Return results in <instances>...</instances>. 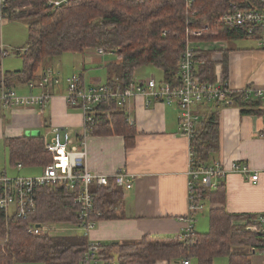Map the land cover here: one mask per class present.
<instances>
[{"label": "trees", "instance_id": "obj_1", "mask_svg": "<svg viewBox=\"0 0 264 264\" xmlns=\"http://www.w3.org/2000/svg\"><path fill=\"white\" fill-rule=\"evenodd\" d=\"M242 0H74L53 11L45 0H10V6L30 9L11 20L29 18L28 47L23 53V68L6 72L0 82L10 86L18 80H35L39 69L50 59L64 54H84L89 49H103L117 55L119 61L108 68L105 84L126 88L136 79V72L152 67L162 72L163 82L178 86L177 73L186 51L188 31L209 25L200 41L245 40V28L226 27L218 22L232 2ZM263 9L262 2L250 0ZM249 5L246 6V8ZM197 75L201 82L215 83L212 70L215 61L211 53L195 51ZM222 81H228V51L223 53ZM236 106L244 116L264 118V103L254 94L236 91ZM121 107L103 101L87 126L88 136H121L126 149L136 144L137 129ZM194 149L195 166L209 167L220 150V111L199 120L190 141ZM10 164L23 168H45L54 163L46 149L44 137L23 136L7 140ZM37 208L27 219L7 217L0 211V264H82L88 238L79 221L80 189L58 183L37 188ZM94 210L91 219L97 222L116 217L115 209L123 198V189L113 183L94 186ZM200 200L211 204L207 232H195L191 241L178 235H146L140 240L100 244L99 256L118 264H157L164 261L180 264H215L225 258L228 264H252V255L264 252V232L251 230L258 216L236 215L227 210V188L221 180L215 190L200 189ZM1 197V190H0ZM31 224H69L74 235L48 233L34 236L28 232ZM260 228V227H259ZM2 242V243H1Z\"/></svg>", "mask_w": 264, "mask_h": 264}, {"label": "crops", "instance_id": "obj_2", "mask_svg": "<svg viewBox=\"0 0 264 264\" xmlns=\"http://www.w3.org/2000/svg\"><path fill=\"white\" fill-rule=\"evenodd\" d=\"M239 41H212L201 43L197 50L211 53L215 66L212 70L214 84L222 81L223 53L228 51V86L235 91L246 88L264 89V51L257 43L250 41L246 46ZM91 60L98 62L108 57L98 55L95 49ZM86 53H84L85 55ZM89 54V53H88ZM83 55V54H82ZM106 61L105 75L92 78L86 66H82L80 75L86 86L102 85L107 82L109 66L119 61ZM7 60V59H6ZM198 67V65H197ZM61 70L55 59H48L39 69L35 80L40 79L48 69ZM8 64L6 72H17ZM141 79L155 78L148 72L139 73ZM66 76H70L69 73ZM136 76V79H139ZM106 78V80H105ZM156 79V78H155ZM159 83L163 82L157 80ZM10 87L19 95L37 94L27 83L18 80L11 82ZM55 98L46 108H6L0 106V147L7 155V140L27 136V133L38 131L44 139H50L53 131L70 129L76 145L85 144L86 165L91 173L113 175L124 170L134 177L132 189H123L122 201L115 209L116 217L97 222L89 234V240L99 244L123 243L137 241L146 235H178L185 228L182 218L188 214V170L190 167V139L179 132L181 111L177 104H165L152 101L147 106V98L137 96L120 110L127 113L135 122L137 129L136 144L126 149L125 139L121 136H88L83 141L84 117L78 106H69L63 98L65 85L49 90ZM215 110L220 111V150L211 159L210 164H220L223 168L236 162L248 165L253 172L260 173L258 183L248 182L239 173H228L224 183L227 188V210L236 215H264V118L251 115L244 116L240 108L224 103H204L194 107L199 119H204ZM9 154V152H8ZM14 170V169H12ZM12 177H32L31 175ZM42 174L43 169H40ZM4 173L9 176L7 168ZM20 173L23 175H20ZM35 176V177H36ZM11 177V176H10ZM206 209L211 204L204 202ZM206 211V210H205ZM196 216L195 231L201 223ZM206 231L209 226L201 223ZM159 263V262H158ZM169 264V263H159ZM181 264V263H180ZM252 264H264L262 256L252 255Z\"/></svg>", "mask_w": 264, "mask_h": 264}, {"label": "built area", "instance_id": "obj_3", "mask_svg": "<svg viewBox=\"0 0 264 264\" xmlns=\"http://www.w3.org/2000/svg\"><path fill=\"white\" fill-rule=\"evenodd\" d=\"M74 0H45L47 8L56 11L65 4ZM261 1L263 9L257 8L250 0L232 2L229 9L223 13L218 22L226 27L245 28L247 37L257 43L260 50L264 51V0ZM190 7L194 0H186ZM249 7L246 8V6ZM28 6H10V0H0V26L9 22L13 17L28 11ZM209 25L205 24L201 29L187 32L186 51L182 55L177 73L178 86L168 83H159L155 78L138 79L131 82L126 88L121 85L115 86L102 84L86 86L81 75L73 74L62 77L55 69H48L44 75L37 80L27 83L33 90H39L37 94L19 95L8 86L4 79L0 82V106L6 108H46L51 100L55 98L49 90H54L65 85L66 94L63 97L69 106H78L84 117L83 141L88 137L87 126L93 120L96 108L103 101H110L118 107H124L129 101L137 96L147 98L146 105L152 101L164 102L165 104H177L181 111L179 132L192 139L199 117L194 113V107L204 103H224L228 106H236L232 90L227 83L211 84L201 82L197 75L195 64V51L200 45V40L207 35ZM98 55H106L103 49L95 50ZM26 52V50H25ZM111 54V53H109ZM113 55V54H112ZM7 53L0 46V73L4 75L3 59ZM247 95L254 94L264 103V89H246ZM46 149L53 155L54 163L43 168L41 175L36 177H10L6 174L0 175V211L7 217L17 216L27 219L29 214L37 208V188L58 183L68 184L71 190L79 187L80 194L77 202L81 208L79 221L82 222V230L88 238V247L83 257L82 264H118L116 260L106 262L99 256V243L89 240V234L96 227L97 221L91 219L94 210V186H108L113 183L117 187L132 189L134 177L124 170L113 175V179L107 175L91 173L86 165L87 152L85 144L76 145L71 136L70 129L57 128L50 139H45ZM190 167L188 170V214L181 220L184 222V230L178 236L184 241H191L195 234L196 216L206 210V204L200 200V189L215 190L221 180H225L228 173H239L248 182L258 183L260 173L253 172L245 164L232 163L229 168H223L220 164L209 167L195 166V153L190 146ZM20 171L22 165H17ZM251 230L264 232V215L254 220ZM260 227V228H259ZM48 224H31L28 232L34 236H43L51 233ZM256 252L254 251V255ZM264 257V252L260 253ZM167 263V262H165ZM159 264V263H157ZM181 264H192L190 260H184Z\"/></svg>", "mask_w": 264, "mask_h": 264}, {"label": "rangeland", "instance_id": "obj_4", "mask_svg": "<svg viewBox=\"0 0 264 264\" xmlns=\"http://www.w3.org/2000/svg\"><path fill=\"white\" fill-rule=\"evenodd\" d=\"M31 22H32L31 19L24 18V19H17L13 21L10 20L9 22H6L2 26H0V46H2L3 50H5V52L7 53V57L3 59V63H2L3 70L4 69L6 70L8 68V64L12 66L13 68H19V70L23 68V55H24L23 53H25V50L28 47L29 25ZM250 41H253V40H250ZM250 41L246 40V41L238 42L237 45L243 47V46H246ZM201 43H205V42L200 41L199 44ZM90 50H93V49H89L85 51L86 53L85 55L84 54L83 55L82 54H64L62 56L57 57L55 60L57 61V64L61 68V70H63L64 72H67V74L69 73L70 76L73 74L80 75L79 74L80 71L83 70L81 69L82 66H86V70L89 71L90 76L92 78H96L97 75L98 76L105 75L106 73L103 72L106 69L105 62L109 60L114 61L116 56L106 53V56L108 57L107 59H104L98 62L97 61L93 62L91 60V58L93 57L92 55L94 54V57H98V56L97 55L95 56V53L90 52ZM145 72H148L149 74H153V76H155L157 80H161L163 77V74L161 71L155 68H152V67L141 68L140 70L136 72V76H142L139 73H145ZM60 74L62 75V77L66 79L67 74L63 75L61 72ZM144 76L145 75H143L142 77H138V78L141 79ZM29 108H32V107H29ZM6 153L7 155L4 153V150H2V148L0 147V173L5 172L4 169L7 168L9 176L12 177V176L19 175L17 166H13L12 164H10L8 151ZM40 169H43V168H25L22 174L31 175L32 177H35L36 175L40 174L41 172ZM22 174L20 173V175ZM209 209L207 205V209L204 215L201 216V218L200 217L198 218L202 220L201 223L202 222L206 223L208 226H209V219H208ZM200 225L197 226L199 233H204L208 231V229L206 231H203ZM50 228L52 229L51 232L56 235H74L76 232L83 233L80 228H79L80 231H77L73 226L69 224H57V225L53 224V225H50ZM255 255L261 256L260 253H256ZM162 262L164 261H161L159 263H162ZM215 264H228V261L225 258H217L215 260Z\"/></svg>", "mask_w": 264, "mask_h": 264}, {"label": "water", "instance_id": "obj_5", "mask_svg": "<svg viewBox=\"0 0 264 264\" xmlns=\"http://www.w3.org/2000/svg\"><path fill=\"white\" fill-rule=\"evenodd\" d=\"M39 132L38 131H34V132H31V133H27V136H39Z\"/></svg>", "mask_w": 264, "mask_h": 264}, {"label": "bare ground", "instance_id": "obj_6", "mask_svg": "<svg viewBox=\"0 0 264 264\" xmlns=\"http://www.w3.org/2000/svg\"><path fill=\"white\" fill-rule=\"evenodd\" d=\"M25 12V11H24ZM23 13V12H22ZM197 50V49H196ZM196 64V63H195ZM179 69V68H178ZM196 69H197V67H196ZM146 79H148V78H146ZM135 80H138V79H135ZM156 81H157V79H155ZM158 82V81H157ZM208 83V82H207ZM222 83H224V82H222ZM211 84H214V83H211ZM228 84V83H227ZM246 89H249V88H246ZM246 89H244V90H246ZM244 90H242V91H244ZM242 91H238V92H242ZM236 107H238V106H236Z\"/></svg>", "mask_w": 264, "mask_h": 264}]
</instances>
